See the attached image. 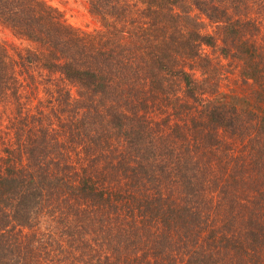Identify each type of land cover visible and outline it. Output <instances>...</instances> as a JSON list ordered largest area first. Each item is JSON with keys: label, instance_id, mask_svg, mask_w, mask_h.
Segmentation results:
<instances>
[{"label": "trees", "instance_id": "trees-1", "mask_svg": "<svg viewBox=\"0 0 264 264\" xmlns=\"http://www.w3.org/2000/svg\"><path fill=\"white\" fill-rule=\"evenodd\" d=\"M89 4L94 35L41 0H0L44 77L77 89L60 106L84 155L10 127L44 115L0 45V264H264V0ZM206 49L246 94L220 91Z\"/></svg>", "mask_w": 264, "mask_h": 264}, {"label": "rangeland", "instance_id": "rangeland-1", "mask_svg": "<svg viewBox=\"0 0 264 264\" xmlns=\"http://www.w3.org/2000/svg\"><path fill=\"white\" fill-rule=\"evenodd\" d=\"M45 2L48 6L58 10L64 17L65 21L72 26L74 29L79 31L81 34L94 35L96 32L101 30V23L99 19L94 17L90 13L89 0H41ZM144 6H141L143 9ZM213 29L207 28V32L211 33ZM0 45L8 53L10 59L15 60L23 64L25 61L27 67H19L18 71L22 72L21 82L27 84L29 81V94L34 95V113L35 117L39 118L41 114L44 116L42 122L28 121L24 123L21 117L15 118L12 122H8L10 127L13 125L18 127L25 125L28 130L34 129L33 132L40 134V129L45 127L48 129V138L51 143L48 145L49 149L56 150V142L60 145L64 144L62 150L67 153L68 158H70V163L73 166L80 167L84 160L83 149L76 143L70 141V132L68 123L70 121L69 113L64 111L62 100L65 98V94L69 92L70 98L69 102H73L78 98L77 89L70 84H68L59 74L47 75V72L42 73L41 64L37 61L35 62L34 57L32 58L27 54L28 50L35 51L37 47L31 44L29 41L18 37L12 30L0 24ZM207 53L214 58L216 64L221 62L220 66H226L225 70L219 67V70L223 71L220 80V91L221 92H236L238 94H246L247 88L243 87L242 82L239 80L236 64L229 66V61L219 58L218 53H214L211 49H206ZM24 58V59H22ZM27 68H32L31 75L25 73ZM198 79L203 78L200 73H196ZM40 88V91H39ZM1 101V100H0ZM39 104V105H38ZM65 104V103H64ZM37 105V106H36ZM2 108V107H0ZM15 109V108H10ZM15 111H17L15 109ZM2 112V109H0ZM10 112V111H9ZM5 114L4 111L2 115ZM8 117V116H7ZM7 119V118H6ZM0 121V137L4 136V132L7 126V122ZM5 130V131H4ZM55 138V139H53ZM7 142L0 140V157H5L4 148ZM219 168L224 170L225 168L233 169L231 163L229 162H219ZM239 178V177H238Z\"/></svg>", "mask_w": 264, "mask_h": 264}]
</instances>
